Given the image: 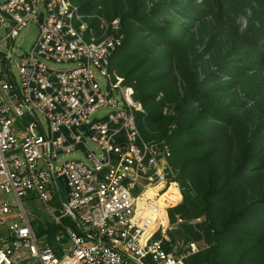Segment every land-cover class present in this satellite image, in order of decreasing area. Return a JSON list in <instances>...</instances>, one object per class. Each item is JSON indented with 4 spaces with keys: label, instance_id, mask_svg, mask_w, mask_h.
Here are the masks:
<instances>
[{
    "label": "built area",
    "instance_id": "built-area-1",
    "mask_svg": "<svg viewBox=\"0 0 264 264\" xmlns=\"http://www.w3.org/2000/svg\"><path fill=\"white\" fill-rule=\"evenodd\" d=\"M30 22L39 33L15 75L8 43ZM0 29V264H184L198 250L174 239L185 221L168 215L181 201L168 143L142 135L145 110L114 73L120 19L72 0H0ZM101 107L112 111L90 120ZM75 151L85 160L59 164ZM25 198L59 227L56 246L38 237Z\"/></svg>",
    "mask_w": 264,
    "mask_h": 264
},
{
    "label": "trees",
    "instance_id": "trees-1",
    "mask_svg": "<svg viewBox=\"0 0 264 264\" xmlns=\"http://www.w3.org/2000/svg\"><path fill=\"white\" fill-rule=\"evenodd\" d=\"M72 1L120 19L115 76L145 110L142 135L168 143L176 236L204 242L184 264H264V0ZM33 224L56 246L58 226Z\"/></svg>",
    "mask_w": 264,
    "mask_h": 264
},
{
    "label": "rangeland",
    "instance_id": "rangeland-1",
    "mask_svg": "<svg viewBox=\"0 0 264 264\" xmlns=\"http://www.w3.org/2000/svg\"><path fill=\"white\" fill-rule=\"evenodd\" d=\"M147 4L150 3V1L152 0H145ZM153 1H159V0H153ZM39 33V28L38 25L35 22H30L28 23L22 30L19 31L18 35L8 44L12 45L13 50H12V58H11V69L12 72L17 75V63H18V57L21 56L22 54H24V52H30L31 49L33 48V45L37 39ZM5 35L4 30L0 29V51H6L7 48L9 46L6 45V42L3 40V37ZM204 61H208V58L205 57ZM51 67L58 69V70H65L71 67V65L68 64H56V65H51ZM100 86L101 88H104L105 84H106V80L104 78H101L99 80ZM177 85L179 86L180 84L177 83ZM234 94H236L237 96H239V92H237L236 90L234 91ZM119 100H121L120 97H118ZM253 103H249L247 105V109L250 112H253ZM112 111L111 108L109 107H101L99 109H97L93 115L90 117V120L93 119H101L103 117H105L107 114H109ZM39 118L42 120L41 115H39ZM88 147L92 150H95V145L91 142L88 143ZM85 160V156H84V152L82 151H75L73 153H68L66 155H63L60 157V162L59 164L65 162V161H71V160ZM24 206L25 209L30 211V216L32 218L33 221H38L40 223H43L46 225L47 222H49V217L48 214L45 210V208L43 207L42 203L38 200H28V199H24ZM1 220V219H0ZM5 221H0V231L5 227ZM10 223V222H9ZM177 232V231H176ZM176 232L174 234V239L178 242H182L178 236H176ZM188 246V250H199L204 246V242L203 241H195V240H191L189 241L187 244ZM183 246V245H182ZM180 245V247H178L179 249H185L187 248V246L182 247Z\"/></svg>",
    "mask_w": 264,
    "mask_h": 264
},
{
    "label": "clouds",
    "instance_id": "clouds-1",
    "mask_svg": "<svg viewBox=\"0 0 264 264\" xmlns=\"http://www.w3.org/2000/svg\"><path fill=\"white\" fill-rule=\"evenodd\" d=\"M238 23H241L243 26H246L247 21L242 17V18L240 19V21H238ZM243 26H242V28H241V32H243Z\"/></svg>",
    "mask_w": 264,
    "mask_h": 264
},
{
    "label": "water",
    "instance_id": "water-1",
    "mask_svg": "<svg viewBox=\"0 0 264 264\" xmlns=\"http://www.w3.org/2000/svg\"><path fill=\"white\" fill-rule=\"evenodd\" d=\"M86 127H87V125L83 126V128H86Z\"/></svg>",
    "mask_w": 264,
    "mask_h": 264
}]
</instances>
